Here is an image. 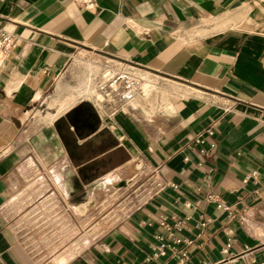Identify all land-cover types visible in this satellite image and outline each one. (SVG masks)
Wrapping results in <instances>:
<instances>
[{"label":"crops","instance_id":"1","mask_svg":"<svg viewBox=\"0 0 264 264\" xmlns=\"http://www.w3.org/2000/svg\"><path fill=\"white\" fill-rule=\"evenodd\" d=\"M0 31V264H264V0H0ZM111 62L156 90L88 107Z\"/></svg>","mask_w":264,"mask_h":264},{"label":"built area","instance_id":"2","mask_svg":"<svg viewBox=\"0 0 264 264\" xmlns=\"http://www.w3.org/2000/svg\"><path fill=\"white\" fill-rule=\"evenodd\" d=\"M12 42V35L10 33H7L5 31H0V45L8 46ZM142 79L139 78L137 75L131 71L130 68L125 67L124 65L120 63H109L107 64L99 77V80L96 83V90L103 95L104 100H99V102L103 101H111L113 99H118L121 102H128L130 101L137 91L138 85ZM205 134L211 135L212 130L207 129L205 131ZM195 143L200 146L199 152L200 153H206L208 149L203 148V144L205 142V138L203 135H199L194 139ZM214 146V143H210V147L212 148ZM264 173V172H263ZM258 171L251 170L248 173H246L242 179V183H247L250 180L256 181L258 177ZM209 200H212L216 203V206L220 209L229 211V207L220 202L219 198L215 195H209ZM182 221H177L174 226L178 227ZM161 224H165V220H161ZM201 226L204 225L202 222L200 224ZM170 226H167V229H169ZM164 243L160 245L158 248V254H164ZM174 249V248H172ZM186 257V253L184 251H179V260L177 264H180L184 258ZM202 264H209V263H202Z\"/></svg>","mask_w":264,"mask_h":264},{"label":"rangeland","instance_id":"3","mask_svg":"<svg viewBox=\"0 0 264 264\" xmlns=\"http://www.w3.org/2000/svg\"><path fill=\"white\" fill-rule=\"evenodd\" d=\"M131 71H133V70H131ZM101 72H102V70H100V67H98V68H96L95 69V71H94V74L96 73V75L98 76H100V74H101ZM133 73L135 74V75H137L139 78H141L142 80L140 81V82H146L147 83V88L145 89V90H140V85H138V91H140V92H142V93H144V92H146L148 89H149V92L148 93H152L153 91H155L156 90V88H157V86H156V84H155V81H154V79L153 78H151L150 76H148L147 74H142V75H138V73H136V72H134L133 71ZM98 78V77H97ZM98 81V80H97ZM85 82H88L89 83V81H85ZM82 83H84V82H82ZM97 83V82H96ZM96 83H94V82H91V83H89V88L88 89H86V91H87V93L89 94V96L87 97V99L86 100H84V103L86 104V105H88V107H94V105H96L95 103H101V102H99V100H104V97H103V95H101V93H99V91L98 90H96ZM78 86H76V87H74V88H72V89H70L68 92H70V91H73L75 88H77ZM67 92V93H68ZM96 92L98 93V94H100V95H97L98 96V98L97 99H95V95H96ZM66 93V94H67ZM95 93V94H94ZM147 93V94H148Z\"/></svg>","mask_w":264,"mask_h":264},{"label":"bare ground","instance_id":"4","mask_svg":"<svg viewBox=\"0 0 264 264\" xmlns=\"http://www.w3.org/2000/svg\"><path fill=\"white\" fill-rule=\"evenodd\" d=\"M139 85H140V90L142 91V90H145L146 88H147V83L144 81V82H140L139 83ZM95 94V93H94ZM97 95H100V94H98L97 92H96V97H95V99H97L98 98V96Z\"/></svg>","mask_w":264,"mask_h":264}]
</instances>
